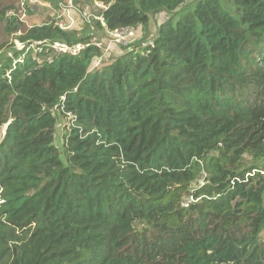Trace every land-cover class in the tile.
<instances>
[{
	"label": "trees",
	"instance_id": "obj_1",
	"mask_svg": "<svg viewBox=\"0 0 264 264\" xmlns=\"http://www.w3.org/2000/svg\"><path fill=\"white\" fill-rule=\"evenodd\" d=\"M73 1L142 36L91 69L0 0V264H264V0Z\"/></svg>",
	"mask_w": 264,
	"mask_h": 264
},
{
	"label": "rangeland",
	"instance_id": "obj_2",
	"mask_svg": "<svg viewBox=\"0 0 264 264\" xmlns=\"http://www.w3.org/2000/svg\"><path fill=\"white\" fill-rule=\"evenodd\" d=\"M64 0H27L28 8L27 11L25 12V15H22L21 21L25 23V25L32 26V25H38L41 24L45 21L47 17H53L55 20L58 19V15L62 12V8L59 9V3L63 2ZM196 0H189L186 4L183 5L184 10H189L193 7V4ZM223 7L229 11L232 15L235 16V11L231 4L228 2V0H221ZM88 9L93 15L95 19L96 12L99 7H96L94 5V1L92 2H87V3H81L76 5V9L73 11L63 10L66 11L67 15V20L68 22L75 23V28L76 30H80V28L83 26L84 23H87L84 21L82 17V13L85 9ZM32 9V12H31ZM65 18L64 16H62ZM166 19V16L164 14L160 15H155L152 22L150 23V31L154 33V30L156 29L157 25L164 21ZM89 24V23H88ZM18 32L14 33L17 34ZM91 34H92V42H94L95 45L101 48L102 54L99 57H96L90 68L95 69L99 68L102 64L109 62L113 60V58H116L120 55H122L124 52L127 51L126 47L127 44L131 45L134 41H138L141 39L142 36V31L137 30L136 33L131 36V37H126L125 40L119 39L114 32L107 31L105 29H97V27L94 25V23H91ZM13 37V36H12ZM12 41L15 43L17 48H21V44L13 38ZM147 42V41H146ZM147 44V43H143ZM83 47V46H82ZM81 47V48H82ZM35 50H37L36 47H34ZM33 48V49H34ZM130 50V49H129ZM128 50V51H129ZM78 51V49H73V52ZM32 56H36L35 52L33 51L31 53ZM23 57H20L18 61H22ZM102 60L100 63L99 61ZM15 63V62H14ZM57 123H56V129H55V134H54V142L58 149L60 150L61 154L64 157L63 154V146H64V139H63V134L67 127L70 124L69 121V116L65 118L63 114H58L57 112ZM5 132V125L0 127V141L4 136ZM201 179L199 180V182ZM191 201V197H185V201ZM262 236H264V232L262 233Z\"/></svg>",
	"mask_w": 264,
	"mask_h": 264
},
{
	"label": "built area",
	"instance_id": "obj_3",
	"mask_svg": "<svg viewBox=\"0 0 264 264\" xmlns=\"http://www.w3.org/2000/svg\"><path fill=\"white\" fill-rule=\"evenodd\" d=\"M76 5L77 4L73 0H65V1L59 3V9L62 8V10H61L62 12L58 15V19L55 20V24L60 29L71 30V29L75 28V23H72V21L71 22L66 21L67 20V15L65 14L66 11H63V10L69 9V11H73L76 9ZM94 5L96 7H99V8L104 7L103 3L99 2V1H94ZM27 8H28L27 0H18L17 10L9 9L6 12V17H13L14 16V17H17L19 19V21H21V19H22L21 17H22V15H25ZM62 16H64L65 18H63ZM82 17H83L84 21H86L89 24L91 23L92 19H94V15L90 11H88L87 8L83 11ZM98 19L102 22L101 17H98ZM136 31L137 30L135 28H119V29H115V30L110 31V32H114L115 35L119 39L125 40L126 37L133 36L136 33ZM85 46H86V44H83V43H79V44L72 46V47L67 46V45L60 43V42H54L52 44V47L55 50H57L59 52H69L72 54H76L80 49L84 48ZM73 49H78V51L73 52ZM101 61L102 60H100L99 63Z\"/></svg>",
	"mask_w": 264,
	"mask_h": 264
},
{
	"label": "water",
	"instance_id": "obj_4",
	"mask_svg": "<svg viewBox=\"0 0 264 264\" xmlns=\"http://www.w3.org/2000/svg\"><path fill=\"white\" fill-rule=\"evenodd\" d=\"M8 124H9V122H8L7 124H5V129H6V127L8 126ZM4 134H5V132H4Z\"/></svg>",
	"mask_w": 264,
	"mask_h": 264
},
{
	"label": "crops",
	"instance_id": "obj_5",
	"mask_svg": "<svg viewBox=\"0 0 264 264\" xmlns=\"http://www.w3.org/2000/svg\"><path fill=\"white\" fill-rule=\"evenodd\" d=\"M158 15H160V14H158Z\"/></svg>",
	"mask_w": 264,
	"mask_h": 264
}]
</instances>
